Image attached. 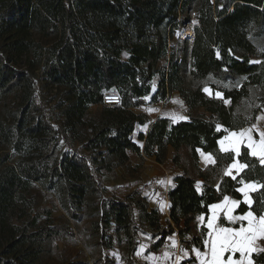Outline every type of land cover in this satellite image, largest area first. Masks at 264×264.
<instances>
[{"label": "trees", "instance_id": "16d2710c", "mask_svg": "<svg viewBox=\"0 0 264 264\" xmlns=\"http://www.w3.org/2000/svg\"><path fill=\"white\" fill-rule=\"evenodd\" d=\"M186 26L193 35L181 38ZM174 91L185 119L150 121L134 110ZM115 94L120 104L103 102ZM259 112L264 0H0V264H115L106 251L115 243L124 264H140V233L150 236L148 253L173 234L180 248L202 250L208 230L199 217L209 205L241 198L242 180L264 185V165L245 146L238 159L248 167L231 176L234 153L218 147L226 130ZM146 124L137 144L133 132ZM200 151L213 156L204 167ZM131 152L179 169L163 221L136 188L107 194L103 175ZM34 185L55 198L60 221L36 205ZM251 196L264 214V189ZM247 208L240 202L236 214ZM252 258L264 264V248Z\"/></svg>", "mask_w": 264, "mask_h": 264}, {"label": "snow or ice", "instance_id": "6c2138e0", "mask_svg": "<svg viewBox=\"0 0 264 264\" xmlns=\"http://www.w3.org/2000/svg\"><path fill=\"white\" fill-rule=\"evenodd\" d=\"M252 63H261L254 61ZM206 92H210L209 89H205ZM211 94V93H210ZM217 98H223L220 92L215 93ZM225 103L230 101L225 100ZM149 111H154L150 109ZM264 117H257L261 119ZM184 119V117H180ZM219 127V126H218ZM256 130L259 135V140L253 139L252 131ZM247 140V149L252 157L259 159L261 165H264V130H260L256 125H253L250 129H242L239 133L232 132L229 136H225L218 143L220 150L225 153H235L234 163L226 170L225 175L231 176L233 170L237 173L243 172L248 165L239 163L240 146ZM227 142V143H226ZM208 159L211 160V154H208ZM235 178V177H233ZM158 183H164V181H158ZM170 183V181H168ZM243 187L238 189L244 193V203L248 204L251 209L252 202L249 199V192L256 191L258 187L264 189V185H259L255 182L241 181ZM239 201H230L229 197H225L224 201L220 204L212 205L213 215L208 220V227L212 231L209 233L208 240L205 241V247L208 251L201 253L198 249H193L199 264H252L249 258L253 251L256 249L253 247L254 242L258 238H264V215L257 217L252 210H249L242 216H233L232 213L239 205ZM221 210L223 215L230 221H247V225H241L239 228L219 227L215 224L217 219V210ZM172 246H176V241H172ZM240 253L239 259H234L232 255H228L225 259V253ZM182 255L177 258L176 264H180L181 260H187L189 253L187 250L181 249ZM171 253L164 252L163 256L167 258Z\"/></svg>", "mask_w": 264, "mask_h": 264}, {"label": "rangeland", "instance_id": "374dc122", "mask_svg": "<svg viewBox=\"0 0 264 264\" xmlns=\"http://www.w3.org/2000/svg\"><path fill=\"white\" fill-rule=\"evenodd\" d=\"M191 17L192 19L190 22L195 18L194 14H191ZM187 29H191V26H186L180 31L181 38L190 37L188 32H185ZM251 59L253 61L260 60L257 57ZM163 64H165V62L160 61V65L162 66ZM206 88L209 89V87H204V89ZM208 93H211V90ZM48 96L49 95L45 93V97ZM96 109L95 106H92L90 111L95 112ZM150 109L154 111H149ZM134 110L148 113L150 121L159 116H166L173 122L181 120L180 117H184V119L187 117V106L184 105L183 100L177 92L174 93V95H170L167 100L159 102L158 104L146 102L145 105L136 107ZM148 126L149 124L143 127H137L133 132V139L137 144H142L139 136L141 134L140 131L146 134ZM168 162L169 161H166L165 163ZM165 163L158 164L153 157L137 155L135 152H131L129 160L124 165L117 166V169L113 173H105L103 175L102 181L105 183L107 194L114 193L116 195H123L133 190V188H136L140 190L143 195L147 196L149 202L151 199H155V203L162 206L164 191L166 186L170 185V183H168L169 170ZM158 181H164V183H158ZM30 195L35 199L37 206L41 208H52L53 220L60 221V219L65 216L58 208L55 198H53L50 193L43 192L39 186L34 185L30 191ZM161 209L163 210V221L168 215L164 206L161 207ZM261 248H264V246L262 245ZM106 251L115 259L116 264H121V262H123L121 245L115 243L113 247L106 249ZM137 255L139 258L145 257L142 251L137 253Z\"/></svg>", "mask_w": 264, "mask_h": 264}, {"label": "crops", "instance_id": "0c3cea01", "mask_svg": "<svg viewBox=\"0 0 264 264\" xmlns=\"http://www.w3.org/2000/svg\"><path fill=\"white\" fill-rule=\"evenodd\" d=\"M177 91H174V93H176ZM174 93H172L171 95H174ZM178 93V92H177ZM179 94V93H178ZM257 117H264V113H261V112H259L258 114H257V116H256V118ZM155 119V118H154ZM153 119V120H154ZM153 120H151V121H153ZM253 125H256L257 126V128L258 129H260V130H264V118H261V119H256V121L253 123V124H250L249 126H244V127H241V128H238V129H234V130H226L224 133H223V135L218 139V142L220 141V140H222L225 136H229V134L230 133H232V132H236V133H239L242 129H250V128H252V126ZM149 127V126H148ZM148 127H147V129H148ZM147 129H146V131H147ZM140 132H142V131H140ZM142 133H144L145 134V132H142ZM252 136H253V139H255V140H259V135H258V133H257V131L256 130H253L252 131ZM227 143V142H226ZM245 146L246 148H247V140H244V142L241 144V146ZM240 146V147H241ZM218 147L220 148V145H219V143H218ZM241 149V148H240ZM170 151H172L171 149H170ZM208 154H210L209 152H203V151H200L199 152V164H201V166H206V164L207 163H210V162H212L213 161V156L211 155V157H212V159L211 160H209L208 159ZM236 157V154L234 153V158ZM234 163V159H233V161L231 162V164L230 165H232ZM239 163H242V162H239ZM164 164V163H163ZM165 165L167 166V169L169 170L168 172H169V178H168V180L170 181V184H171V178L174 176V175H176L177 174V172L179 171V169H178V167L177 166H175V165H173L171 162H168V163H165ZM229 165V166H230ZM233 172H235V173H237L235 170H233ZM250 182H255L256 184H257V186H259L260 184H258L256 181H253V180H251ZM170 187V185H168V186H166V189H165V191H164V197H163V203L161 204L162 206H160V205H157L155 202V199H151L150 200V206H155V207H159L160 209H161V207H163L164 206V209H166V211H167V215L169 216V209H168V207H169V201H168V198H167V195H166V191H167V189ZM243 187V185H242V183L240 182L239 183V185H238V187H237V190L238 189H240V188H242ZM259 188V187H258ZM238 192H240L241 193V198H234V197H232V196H229V195H227V197H229V199H230V201H239V202H242V203H244V200H245V196H244V193H242L241 191H238ZM251 193L252 192H249V199L251 200V202H252V196H251ZM226 197V196H225ZM224 197V198H225ZM224 198L222 199V201H220V202H216V203H213V204H211V205H209V213H208V216H207V219H204L203 218V216H200L199 217V221L200 222H203V223H205V225H206V227H207V230H208V232H207V235H206V240H208V238H209V233L212 231L211 229H209V227H208V220H209V218H211L212 217V215H213V212H212V208H211V206L212 205H215V204H220V203H222L223 201H224ZM245 204V206L246 207H248L247 208V210H245L244 212H242V213H237L236 214V210H237V208L238 207H236L235 209H234V211H233V213H232V215L233 216H242V215H244L246 212H248L249 210H252V209H250L249 208V206H248V204H246V203H244ZM251 208H252V206H251ZM253 211V210H252ZM254 212V211H253ZM255 214V213H254ZM256 215V214H255ZM262 215H264V214H262ZM167 216V217H168ZM257 217H259V216H261V215H256ZM223 217V219L225 220V221H227V222H230L224 215H223V212L221 211V210H217V219H216V222H215V224L216 225H218L219 227H229V228H239L242 224L243 225H247V221H236V222H233V223H237L238 222V224H237V226H233V225H227V224H223V225H221L219 222H218V220L220 219V218H222ZM264 238H258L255 242H254V244H253V247L256 249V251H258L259 249H261V246H262V243H261V241L263 240ZM139 240H140V243H139V245H138V247H137V249H136V252H135V255H136V258H137V261L140 263V264H176V260H177V258L178 257H180L181 255H182V253H181V249L182 248H180V242H179V238L177 237V235L176 234H173V235H171V236H168V237H166V241L164 242V245L157 251V252H150V253H148L147 252V248L149 247V244H150V242H151V239H150V236H148V235H146V234H143V233H140L139 234ZM173 240H175L176 241V246L175 247H173L172 246V241ZM205 240V241H206ZM194 249H197V248H194ZM185 250V249H184ZM192 250L193 249H191V250H187L188 251V253H189V256H188V258H187V260L185 261V260H181V262H180V264H199V261L196 259V257H195V254L192 252ZM199 250V249H198ZM143 252L144 254H145V257H143V258H139L138 257V255H137V253H139V252ZM169 252V253H171V255L170 256H168L167 258H165L164 256H163V253L164 252ZM201 253H204V252H206V251H208V249L205 247V243H204V248L202 249V250H199ZM256 251H253L252 253H251V255H250V259H251V262H252V264H254V259L252 258V255H253V253L254 252H256ZM228 255H232L233 256V258L234 259H239L240 258V253H225V259L227 258V256ZM189 259H192V261H188ZM116 264V263H115ZM121 264H124L123 262H121Z\"/></svg>", "mask_w": 264, "mask_h": 264}, {"label": "built area", "instance_id": "2783aa9c", "mask_svg": "<svg viewBox=\"0 0 264 264\" xmlns=\"http://www.w3.org/2000/svg\"><path fill=\"white\" fill-rule=\"evenodd\" d=\"M103 102L107 105L120 104V98L117 94H115V95H104Z\"/></svg>", "mask_w": 264, "mask_h": 264}, {"label": "bare ground", "instance_id": "6f19581e", "mask_svg": "<svg viewBox=\"0 0 264 264\" xmlns=\"http://www.w3.org/2000/svg\"><path fill=\"white\" fill-rule=\"evenodd\" d=\"M185 32H188V35L191 37L193 35V31L191 29L185 30Z\"/></svg>", "mask_w": 264, "mask_h": 264}]
</instances>
